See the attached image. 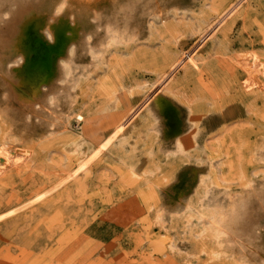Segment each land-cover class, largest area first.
<instances>
[{
	"label": "rangeland",
	"instance_id": "1",
	"mask_svg": "<svg viewBox=\"0 0 264 264\" xmlns=\"http://www.w3.org/2000/svg\"><path fill=\"white\" fill-rule=\"evenodd\" d=\"M206 33L198 69L178 67L88 171L6 214ZM33 44L57 45L45 68L27 69ZM244 51L264 58V0H0V142L18 159L0 173V264H264V86L237 80Z\"/></svg>",
	"mask_w": 264,
	"mask_h": 264
},
{
	"label": "bare ground",
	"instance_id": "2",
	"mask_svg": "<svg viewBox=\"0 0 264 264\" xmlns=\"http://www.w3.org/2000/svg\"><path fill=\"white\" fill-rule=\"evenodd\" d=\"M244 1V0H243ZM57 3H58V1H57ZM56 3V4H57ZM202 3V2H201ZM207 4H208V2H206ZM235 3V2H234ZM55 4V5H56ZM240 4V3H239ZM239 4H237V5H239ZM55 5H54V7H55ZM151 5V4H150ZM231 5H234L233 3L231 4ZM58 6V5H57ZM81 6V5H80ZM235 6V5H234ZM53 7V8H54ZM205 7V6H204ZM236 7V6H235ZM231 8H232V6H231ZM175 9V8H174ZM186 9V8H185ZM206 9V8H205ZM209 9V8H208ZM229 9V8H228ZM234 9V8H233ZM61 10V9H60ZM59 10V11H60ZM99 10V9H98ZM148 10V9H147ZM173 10V9H172ZM171 10V11H172ZM183 10V9H182ZM58 11V12H59ZM94 11H95V9H94ZM93 11V12H94ZM176 11H180V10H176ZM199 11V10H198ZM201 11H202V9H201ZM226 11V10H225ZM224 11V12H225ZM232 11V10H231ZM230 11V12H231ZM57 12V11H56ZM96 12V11H95ZM98 13H101V12H99V11H97ZM97 12L95 13V14H97ZM169 12V11H168ZM230 12L227 10V13L225 14L224 13V15L222 16V18L220 19V21L218 22V24L223 20V19H225L226 20V18H227V16L230 14ZM27 13V10L26 9H23V10H21L20 12H19V15H18V19H22L23 18V16L25 15ZM55 13V12H54ZM170 14V16L171 17H173L172 16V13L171 12H169ZM178 13V12H177ZM190 13H191V11H190ZM215 13V12H214ZM56 14V13H55ZM95 14H93V15H95ZM165 14L167 15V13L165 12ZM202 14V13H201ZM200 14V15H201ZM209 14H210V12H209ZM48 15V14H47ZM98 15V14H97ZM96 15V16H97ZM162 15H164V13L162 14ZM194 15V14H193ZM196 15V14H195ZM206 15H208V14H206ZM96 16H94V17H96ZM100 16V15H99ZM98 16V17H99ZM158 16H160V15H158ZM157 16V17H158ZM203 16H205V15H203ZM77 17V16H76ZM91 17H93V16H91ZM149 18L151 17V16H148ZM90 18V17H89ZM148 18V19H149ZM164 18V17H163ZM165 18H166V16H165ZM202 18V17H201ZM200 18V19H201ZM211 18V17H210ZM213 18V17H212ZM91 19H93V18H91ZM123 19V18H122ZM175 19V18H174ZM217 19V18H216ZM124 20V19H123ZM164 20V19H163ZM204 20V19H203ZM203 20H199L200 22L201 21H203ZM93 21H95V19H93ZM92 21V22H93ZM152 21H154V20H151L150 22H152ZM158 21H160V20H158ZM198 21V20H197ZM218 21V20H217ZM17 23H19V21L17 20L16 21ZM161 22V21H160ZM205 22H207V21H205ZM222 22H224V20L222 21ZM222 22H221V24H222ZM15 23V22H14ZM13 23V24H14ZM16 23V24H17ZM157 23V22H156ZM162 23V22H161ZM213 23V22H212ZM6 24V23H5ZM129 24V23H128ZM151 24V23H150ZM217 25V24H216ZM215 25V26H216ZM14 26V25H13ZM46 26H49L47 23H46ZM119 26H120V24H119ZM203 26V25H202ZM214 26V27H215ZM219 27V26H218ZM13 28V27H12ZM14 29V28H13ZM209 29H210V26H209ZM217 29V28H216ZM15 30H17V27H16V29ZM155 30V29H154ZM215 30V29H214ZM156 31V30H155ZM157 32V31H156ZM205 32V31H204ZM203 32V33H204ZM214 32V31H213ZM11 33V32H10ZM60 33V32H59ZM158 33V32H157ZM194 33V32H193ZM45 34V33H44ZM87 34H89V33H87ZM85 35V34H84ZM159 35V34H158ZM162 35V34H161ZM202 35V34H201ZM201 35H200V37H201ZM212 34H210V33H206L204 36H202L191 48H189V49H187V50H185V51H183L182 52V54H179V56L170 64V66H169V69H168V71L167 72H165V73H163L162 75H160L158 78H156V80H153L152 82H151V85H152V91H150V93L145 97V98H143V99H141V101L140 102H137L138 104L125 116V118L124 119H122L121 121H119L118 120V122H115L114 124H112L111 126H109L108 128H106L103 132H102V134L101 135H99L97 138H96V140L94 141V144H93V147L90 149V150H87V151H85L84 152V154L77 160V162H76V165L74 166V168H70V169H68L67 170V172L57 181V182H55L54 184H52L50 187H48V188H46V189H44L43 191H41V192H39V193H37L36 195H34L31 199H29L27 202H25L24 204H22L21 206H17V207H15V208H12L11 210H9L6 214H11V213H14V212H16L17 210H19V209H21V208H23V207H26V206H28V205H31V204H33V203H36V202H39L40 200H42L44 197H46L47 195H49L51 192H53L54 190H56L57 188H59L60 186H62L63 184H66V183H68V182H70V181H75L76 179H77V177H79V175L82 173V172H86V171H88V168H89V165L95 160V159H97L101 154H102V152L103 151H107L108 150V148L117 140V138H120V135L123 133V131L126 129V127H127V125L131 122V121H133L134 120V118H135V116L154 98V97H156V94L158 93V92H160V90H165L166 88H168L169 87V84H168V82L167 81H169L171 78H172V75H173V73L177 70V68L178 67H182V68H184V67H191V66H194V67H198V65H199V63H200V61H198L200 58H199V55H198V51H200L201 50V48H202V46L205 44V42H206V40H207V38L208 37H210ZM214 35V34H213ZM11 36H12V34H11ZM134 37V36H133ZM213 38H214V36H213ZM60 39H61V34H59V36H58V41L59 42H57V45H59L60 44ZM133 39V38H132ZM211 39H212V37H211ZM111 40V39H110ZM214 40V39H213ZM216 40V39H215ZM214 40V41H215ZM195 41V40H194ZM129 42V41H128ZM127 42V43H128ZM215 42H217V41H215ZM73 44V43H72ZM88 44H89V42H88ZM115 44V43H114ZM125 44V43H124ZM221 44V43H220ZM57 45H52V46H47V45H43V44H38V45H36V44H33V46H32V48H33V50H34V54H33V57H32V59H31V61L28 63V66H27V69H34V68H39V67H43V68H45L46 66H48V64L50 63V58H51V55H52V50H54L56 47H57ZM116 45V44H115ZM70 46V45H69ZM215 47V46H214ZM212 48H213V46H212ZM214 49V48H213ZM5 50V49H4ZM90 51H91V49H89ZM97 51H99L98 50V48L96 49ZM112 50V49H111ZM102 51V50H101ZM124 51V50H123ZM129 52V51H128ZM127 52V53H128ZM130 52H132V50L130 51ZM4 53V52H3ZM102 53H104V51L102 52ZM101 53V54H102ZM119 53H120V51H119ZM109 54V53H108ZM118 54V53H117ZM175 54V53H174ZM99 55V54H98ZM98 55H97V57H98ZM172 55V54H171ZM19 56V55H18ZM17 55H16V57H18ZM94 56V55H93ZM118 56V55H117ZM96 57V56H95ZM95 57H94V60L96 61V59H95ZM60 58V57H59ZM99 58H100V55H99ZM118 58H119V56H118ZM120 58H122V57H120ZM15 59V58H14ZM21 59V58H20ZM19 60V59H18ZM65 61V60H64ZM97 61H99V59L97 60ZM97 61H96V63H97ZM203 61V60H202ZM121 62V61H120ZM205 62V61H204ZM230 62H231V60H230ZM7 63V62H6ZM10 63H12L11 61H10ZM10 63H8V64H10ZM15 63H18V62H15ZM65 63V62H64ZM102 63V62H101ZM103 64V63H102ZM202 65V64H201ZM9 66V65H8ZM66 66V65H65ZM231 66H232V68H233V71H234V74H235V76H236V78H237V80L239 81V83H240V85L242 86V87H246L247 89H251V90H258V91H260V89H261V86H264V58L263 57H261V56H259L257 53H255V52H253V51H244L243 53H241L236 59H234L232 62H231ZM105 68V67H104ZM84 69V68H83ZM198 69V68H197ZM67 70V69H66ZM197 71V70H196ZM157 73V72H156ZM1 74V73H0ZM80 74V73H79ZM82 74V73H81ZM80 74V75H81ZM86 75V74H85ZM84 75V76H85ZM72 76V75H71ZM82 76V75H81ZM83 76V77H84ZM93 76V75H92ZM80 77V76H79ZM3 78V77H2ZM4 78H5V76H4ZM60 78V77H59ZM78 78V77H77ZM94 78V77H93ZM62 79V78H61ZM79 79V78H78ZM250 79L251 80H253V82H251L250 83ZM70 80V79H69ZM263 82H262V81ZM59 81V80H58ZM126 82H127V80H126ZM12 83H14V82H12ZM76 83V82H75ZM78 83V82H77ZM132 83V82H131ZM144 83V82H143ZM250 83V84H249ZM168 84V85H167ZM10 85H11V83H10ZM10 85H8L9 87H12V86H10ZM135 85V84H134ZM136 85H137V87H139V84H137L136 83ZM141 85V84H140ZM145 85V84H144ZM147 85H148V83H147ZM45 86V85H44ZM74 86V85H73ZM133 86V85H132ZM146 86V85H145ZM150 86V85H149ZM142 87H143V85H142ZM71 88V87H70ZM73 88V87H72ZM71 88V89H72ZM74 88H75V86H74ZM139 88H141V87H139ZM14 89V88H13ZM13 89H10L9 88V90H13ZM90 89V88H89ZM75 90V89H74ZM73 90V91H74ZM6 91H7V89H6ZM14 91H15V89H14ZM70 91V90H69ZM172 90H170V93H172L171 92ZM175 91V90H174ZM4 92H5V90H4ZM10 92V91H9ZM148 92V91H147ZM176 92V91H175ZM174 92V93H175ZM15 94V93H14ZM50 94V93H49ZM49 94H47V95H49ZM147 94V93H146ZM12 95H13V93H12ZM16 95V94H15ZM52 95V94H51ZM63 95V94H62ZM145 95V94H144ZM143 95V96H144ZM17 96V95H16ZM19 96V95H18ZM32 96H34V95H32ZM5 97V96H4ZM3 97V98H4ZM13 96H11V98H12ZM15 97V96H14ZM48 97V96H47ZM50 97V96H49ZM48 97V98H49ZM61 97V96H60ZM16 98V97H15ZM20 98V97H19ZM45 98V97H44ZM38 99V98H37ZM16 99H14V101H15ZM7 101V100H6ZM11 101V100H10ZM16 101H20V100H16ZM21 101L23 102V103H29V104H31L30 102H31V99H27V98H25V99H21ZM21 102V103H22ZM191 102V101H190ZM34 103H37L36 101L34 102ZM47 103V102H46ZM11 104V103H10ZM32 104H33V101H32ZM40 104V103H39ZM24 105V104H23ZM36 105V104H35ZM38 105V104H37ZM41 105V104H40ZM62 105V104H61ZM13 106V105H12ZM27 106V105H26ZM64 106V105H63ZM62 106V107H63ZM151 106V105H150ZM16 107L18 108V106L16 105ZM32 106H30V108H31ZM65 107V106H64ZM16 108V109H17ZM33 108V107H32ZM41 108H42V106H41ZM29 109V108H28ZM62 109V108H61ZM34 110V109H33ZM36 110V109H35ZM187 110H189L188 108H187ZM32 111V110H31ZM72 111V110H71ZM70 112V111H69ZM23 114L25 113V111H23L22 112ZM27 114V113H26ZM38 114V113H37ZM41 114V113H40ZM57 114V113H56ZM197 114V113H196ZM28 115H29V113H28ZM28 115H27V117H28ZM60 115V114H59ZM67 116V115H66ZM73 116V115H72ZM71 116V117H72ZM96 116V115H95ZM94 116V117H95ZM151 116H153V114L151 113ZM189 116V115H188ZM188 116H187V118H188ZM194 116V115H193ZM192 116V117H193ZM199 116V115H198ZM201 116V115H200ZM36 117V116H35ZM34 117V118H35ZM39 117V116H38ZM37 117V118H38ZM196 117H197V115H196ZM29 118V117H28ZM41 118V117H40ZM77 118L79 119V120H82L83 119V116L81 115V114H77ZM190 118V117H189ZM194 118V117H193ZM24 119V118H23ZM45 120H46V118H44ZM52 119V118H51ZM54 119H55V116H54ZM66 119V118H65ZM36 120V119H35ZM34 120V121H35ZM57 120V119H56ZM190 120V119H189ZM194 120V119H193ZM197 120V119H196ZM26 121V120H25ZM28 121V120H27ZM62 123H63V121H61ZM92 123H93V121H92ZM192 123V122H191ZM14 124V123H13ZM26 124V123H25ZM75 124V123H74ZM157 124V123H156ZM34 125V124H33ZM57 125H58V123H57ZM64 126V125H63ZM58 127V126H57ZM60 127V126H59ZM58 127V128H59ZM78 127V126H77ZM80 127V126H79ZM100 127V126H99ZM98 127V128H99ZM154 127V126H153ZM12 128V127H11ZM45 128V127H44ZM51 127H49V129H50ZM97 128V129H98ZM158 128V127H157ZM191 128V127H190ZM189 128V129H190ZM64 129H66V127L64 128ZM63 129V130H64ZM101 129V128H100ZM52 130V129H51ZM60 130V129H59ZM160 130V129H159ZM192 130V129H191ZM197 130V129H196ZM49 131V130H48ZM51 132H53V131H51ZM56 132V131H55ZM62 132V131H61ZM190 132V131H189ZM198 132V131H197ZM200 132V131H199ZM50 133V132H49ZM58 133V132H57ZM60 133V132H59ZM89 133V132H88ZM185 133V132H184ZM188 133V132H187ZM187 133H186V135H187ZM52 135H54V133L52 134ZM90 135V134H89ZM199 135V134H198ZM91 136V135H90ZM196 136H197V134H196ZM84 137V136H83ZM183 137V136H182ZM186 137V136H185ZM196 138V137H195ZM10 139V138H9ZM170 142V141H169ZM116 143V142H115ZM114 143V144H115ZM183 143V142H182ZM190 144V143H189ZM199 145V144H198ZM198 145H195V146H198ZM191 146H194V145H191ZM176 147V146H175ZM187 147V146H186ZM189 147V146H188ZM200 148H201V146H199ZM192 149V148H191ZM151 150H153V149H151ZM200 151H202V150H200ZM108 152V151H107ZM152 152V151H151ZM160 152V151H159ZM162 152V151H161ZM169 152V151H168ZM168 152H166V153H168ZM172 152V151H171ZM62 153V152H61ZM165 153V154H166ZM193 153H195V152H193ZM109 155V154H108ZM17 151L15 150V149H12L9 145H7V144H5V143H3V142H0V173H2L4 170H6V168H8L9 166H11L13 163H15L18 159H17ZM110 157H111V154L109 155ZM113 156V155H112ZM113 159H115V158H113ZM162 159V158H161ZM117 160V159H116ZM195 160V159H194ZM120 161V160H119ZM214 161H216V160H214ZM121 162V161H120ZM201 162V161H200ZM184 164V163H183ZM212 164H214L213 163V160H212ZM126 165V164H125ZM158 167V166H157ZM67 168V167H66ZM136 168V167H135ZM139 168V167H138ZM217 168V167H216ZM151 169H149V171H150ZM65 172V171H64ZM63 172V173H64ZM147 173H145V175H146ZM81 176V175H80ZM204 178V177H203ZM206 180V179H205ZM189 186V185H188ZM212 186V185H211ZM262 187V186H261ZM245 188V187H244ZM263 188V187H262ZM198 196H201L200 194H198ZM193 197V196H192ZM211 197V196H210ZM209 197V198H210ZM209 198H208V200H209ZM213 198V197H212ZM181 199V198H180ZM204 199V198H203ZM259 200V199H258ZM199 201V200H198ZM204 201H205V199H204ZM214 201V200H213ZM219 201V200H218ZM200 202V201H199ZM203 202V201H202ZM181 204V203H180ZM212 203H210V205H211ZM178 205V204H177ZM183 205V204H182ZM185 205V204H184ZM196 205H197V203H196ZM195 205V206H196ZM190 206V205H189ZM233 206V205H232ZM257 206V205H256ZM261 206V205H260ZM185 208H187V207H185ZM185 208H183L184 210H185ZM191 208H192V206H191ZM193 209V208H192ZM201 209V208H200ZM234 209V208H233ZM191 210V209H190ZM177 211H179L178 209H177ZM186 211V210H185ZM184 212V211H183ZM253 212V211H252ZM179 213V212H178ZM250 214H252V213H250ZM245 215V214H244ZM253 216V215H252ZM203 218H204V216H203ZM255 218V217H254ZM186 220V219H185ZM205 220H207V219H205ZM199 221V220H198ZM208 221V220H207ZM204 222V221H203ZM218 221H216L215 223L219 226V228H221L222 230H224V231H228V229L227 228H225L224 227V225H222V224H218L217 223ZM186 224V223H185ZM190 224V223H189ZM187 226V225H186ZM244 226V225H243ZM242 226V227H243ZM246 226V225H245ZM252 226H254V225H252ZM249 227V226H248ZM247 228V227H246ZM254 228H255V226H254ZM243 230V229H242ZM244 230H245V227H244ZM250 230V229H249ZM219 232H222V231H219ZM243 232V231H242ZM251 232V231H250ZM249 232V233H250ZM239 239V238H238ZM239 241V240H238ZM231 241H229V243H230ZM246 246H248L247 244H246ZM235 248V247H234ZM249 248V247H248ZM252 248V247H251ZM255 250V249H254ZM235 251V250H234ZM252 251H253V249H252ZM257 251V250H256ZM255 252V251H254ZM236 253V252H235ZM256 253V252H255ZM258 253V252H257ZM236 257V256H235Z\"/></svg>",
	"mask_w": 264,
	"mask_h": 264
}]
</instances>
